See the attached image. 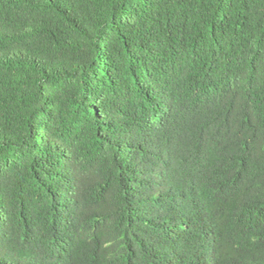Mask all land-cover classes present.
<instances>
[{"label":"trees","instance_id":"1","mask_svg":"<svg viewBox=\"0 0 264 264\" xmlns=\"http://www.w3.org/2000/svg\"><path fill=\"white\" fill-rule=\"evenodd\" d=\"M207 263L264 264V0H0V264Z\"/></svg>","mask_w":264,"mask_h":264},{"label":"clouds","instance_id":"2","mask_svg":"<svg viewBox=\"0 0 264 264\" xmlns=\"http://www.w3.org/2000/svg\"><path fill=\"white\" fill-rule=\"evenodd\" d=\"M211 250L210 257L215 258V253H219L222 256L233 255L239 250V248L229 243L225 244V242H219L216 238H214L211 243Z\"/></svg>","mask_w":264,"mask_h":264}]
</instances>
